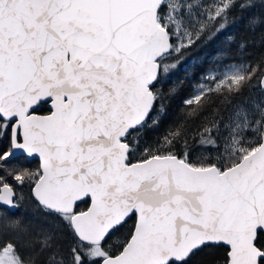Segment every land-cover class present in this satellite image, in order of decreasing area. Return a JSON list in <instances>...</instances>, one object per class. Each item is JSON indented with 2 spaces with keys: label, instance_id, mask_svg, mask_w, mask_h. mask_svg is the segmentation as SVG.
I'll return each mask as SVG.
<instances>
[{
  "label": "snow or ice",
  "instance_id": "obj_1",
  "mask_svg": "<svg viewBox=\"0 0 264 264\" xmlns=\"http://www.w3.org/2000/svg\"><path fill=\"white\" fill-rule=\"evenodd\" d=\"M257 28L264 0H0V264H264Z\"/></svg>",
  "mask_w": 264,
  "mask_h": 264
},
{
  "label": "trees",
  "instance_id": "obj_2",
  "mask_svg": "<svg viewBox=\"0 0 264 264\" xmlns=\"http://www.w3.org/2000/svg\"><path fill=\"white\" fill-rule=\"evenodd\" d=\"M241 35L252 41L247 47H245L240 53H239V58L242 62L244 63H251L253 66H255L257 59L260 55L261 52H264V38L261 36V30L259 28L256 29L254 32H245L243 34L238 33L237 39L239 40L241 38ZM183 73H179V75H182ZM189 89L185 88L184 93L181 94V97H178L174 102H173V107H172V113L175 114V110L177 106L180 104V100L183 98L184 95L188 94ZM253 95H258V91L255 93H252ZM171 118V115H170ZM164 125L161 124V126L157 129H155L152 132H149L148 135L154 136L159 134L160 132L163 131ZM11 163L18 164L22 167L26 168H36L38 166V162L35 159H26L25 156L19 155L17 156V159L12 161ZM18 191H22L25 194L27 193V188L25 187L24 189H18ZM85 207L84 204H80L78 206L79 208ZM21 211H24L22 208ZM131 223V222H130ZM223 252L222 248H206L202 250L201 253L197 254L196 257L193 258V264H213L214 260L218 258L221 253Z\"/></svg>",
  "mask_w": 264,
  "mask_h": 264
},
{
  "label": "water",
  "instance_id": "obj_3",
  "mask_svg": "<svg viewBox=\"0 0 264 264\" xmlns=\"http://www.w3.org/2000/svg\"><path fill=\"white\" fill-rule=\"evenodd\" d=\"M19 155H23L22 153L21 154H18V156ZM24 156V155H23ZM26 158V157H25ZM26 159H29V158H26ZM33 159H35V158H33ZM35 160H37V162L39 163V161H38V159H35Z\"/></svg>",
  "mask_w": 264,
  "mask_h": 264
}]
</instances>
